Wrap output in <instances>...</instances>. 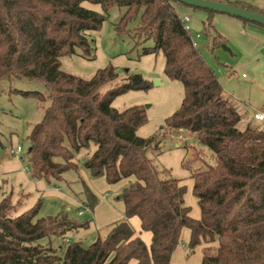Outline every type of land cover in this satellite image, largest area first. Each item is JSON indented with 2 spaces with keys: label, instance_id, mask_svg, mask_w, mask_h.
I'll use <instances>...</instances> for the list:
<instances>
[{
  "label": "trees",
  "instance_id": "1",
  "mask_svg": "<svg viewBox=\"0 0 264 264\" xmlns=\"http://www.w3.org/2000/svg\"><path fill=\"white\" fill-rule=\"evenodd\" d=\"M217 1L264 14V8L240 0ZM83 2L99 4L103 11L84 7ZM112 6L124 9L116 32H129L128 22L136 19L134 39L154 43L143 53H162L165 76L183 84L182 101L162 127L195 133L212 153L210 164L200 150H192L193 159L202 161L191 173L192 193L200 209L197 219L184 203L185 185L157 168L148 155V149L158 148L161 136L137 134L147 122L145 108L112 106L117 96L147 90L151 81L128 70L119 78L110 63L89 79L60 68L62 56L77 49L89 54V32L100 27ZM177 6L207 13L201 35L210 51L223 43L213 32L212 17L218 13L175 0H0V81H39L46 95L18 91L42 102L49 100L27 135L30 177L50 184L65 181L63 174L74 170L91 211L99 199L83 181L80 169L110 184L133 178L117 196L125 218L109 224L104 236L98 233L86 246L65 236L88 228L89 221H76L67 210L39 216L40 200L20 211L23 194L13 201V193H3L0 264H173L171 254L180 243L182 228L190 231L188 255L198 245L216 243L204 248L201 264H264V127L243 103L223 93L219 79L184 28ZM104 86L108 88L101 92ZM91 145L95 149L90 154L76 159ZM132 216L139 218L142 230L151 233L148 246L135 236L128 221ZM53 238L62 241L54 246Z\"/></svg>",
  "mask_w": 264,
  "mask_h": 264
},
{
  "label": "rangeland",
  "instance_id": "2",
  "mask_svg": "<svg viewBox=\"0 0 264 264\" xmlns=\"http://www.w3.org/2000/svg\"><path fill=\"white\" fill-rule=\"evenodd\" d=\"M254 2L264 6V0H254ZM82 4L97 12L103 11L99 4L89 2ZM123 11L124 9L118 6L110 7L100 27L89 32V54H83L77 49L75 54L62 56L60 68L67 73L89 79L97 69L110 63L115 67L119 78L124 76L128 70L140 73L145 79L151 81L147 90H129L117 96L113 100L112 106L117 110L136 104L145 108L147 122L137 130V134L141 137L155 133L161 136L158 148L148 149V155L152 157L157 168L165 169L167 175L183 181L186 186L184 203L189 206L192 214L194 212L198 214L197 199L192 191L187 189L192 171L200 167L202 161L193 159L192 150H200L202 159L210 164L213 162L212 153L206 146L198 142L195 133L187 130L170 132L162 127L164 119L178 108L182 101L183 84L165 76L163 72L165 58L162 53H143L144 48L151 47L154 43L152 39L138 41L134 39L132 28L137 22L136 19L128 22L129 32H116L115 25ZM190 13L195 16L197 10L191 9ZM190 35L197 41V48L220 81L223 75L239 61V69L231 71V77L239 81L244 79L241 78L242 71L249 74L250 65L246 61L247 58L240 57L231 39L230 42H224L231 52L223 49L221 45L211 52L204 45L207 41L204 35L196 37L194 28H190ZM248 77L251 79L250 75ZM229 78L230 76L226 79ZM107 88L108 86L102 87L101 92ZM18 90L47 94L44 84L39 81L27 79H3L0 81V195L13 193L12 199L15 201L19 198V193L23 194L20 211L29 209L40 199L39 216L46 214L50 208H52V214L68 208L67 211L71 218L79 222L87 220L89 227L79 229L78 234L68 233L65 238L80 240L86 246L93 241L96 232L101 236L107 233L109 225L106 220L123 212V202L117 196L120 189L127 183L123 186L119 181L110 184L100 178L103 188L98 192L100 197L102 194L104 195L103 201L100 198L92 212L87 205L83 204L84 196L80 192L81 183L74 170L65 172L63 174L65 181L61 182L49 184L45 180L40 182L31 180L29 172L24 170L25 167L28 168L29 142L27 135L32 125L42 118L44 108L49 104V100L46 98L42 102L35 96L23 95ZM229 94L233 95H229L230 98L236 97L235 92ZM261 124L264 127V123ZM179 134L183 136L182 139L178 137ZM18 145L22 147V151L17 156H9V149H14ZM82 151L83 149L80 152ZM79 154L76 159H81ZM186 161L187 165L184 166L183 162ZM81 170L85 172L84 169H80V173ZM101 201L102 204H100ZM61 241L60 238L52 239L54 246H57ZM204 245L205 247L214 246L216 243ZM185 255H190L187 254V248Z\"/></svg>",
  "mask_w": 264,
  "mask_h": 264
},
{
  "label": "crops",
  "instance_id": "3",
  "mask_svg": "<svg viewBox=\"0 0 264 264\" xmlns=\"http://www.w3.org/2000/svg\"><path fill=\"white\" fill-rule=\"evenodd\" d=\"M240 1L249 3L259 8H264V6H262L261 4H256L254 0H240ZM177 10L182 15V17L183 16L189 17L190 27L194 28L196 34L199 33L201 35V29L203 27V23L208 16L207 13L202 10H197L196 15L194 16L193 14L190 13L191 10L190 8L181 7V6L179 7L177 6ZM212 23L214 27L213 32L221 36L223 43L225 41L230 42L231 39L233 46L236 49V51H238V53L240 54V57L244 59L247 58L246 61L250 65V70L248 69L249 74H247L244 71L241 72V78H244L245 80L240 79L239 81H236L234 78L231 77L232 75L231 71L234 70L237 71L239 69V65H238V63L240 62L239 61L238 63L234 64L228 70V72L223 75L221 81L220 80L219 81L223 86L224 89L223 93H225L226 95H232L229 93L235 92L237 98L235 97L234 99L243 103L248 108L249 113L252 116V112L256 109H259L264 100V27L255 25L253 23H247L241 21L240 19L225 14H214V16L212 17ZM249 75L251 79H248ZM229 76L230 78L226 79ZM94 149H95L94 145H91L89 149H83V151L80 152L79 154L80 158L82 159L86 155L90 154ZM80 176L82 177L83 181H85V183L88 185V187L91 189V191L98 197V199L101 198V200L103 201L102 197L104 195L102 194V196L100 197L98 192L101 188H103V184L101 183L100 180V178L103 177L90 178L87 175L86 171L84 172L82 170ZM30 179L33 181L35 180L36 182H40L42 180V179H32L31 177ZM132 179H133L132 177L125 178L120 180L119 182H121L123 186L129 180ZM179 183L181 185H185L183 181H179ZM188 185L189 186L187 190L192 191V186H193L192 178L189 179ZM107 187H109V185H107ZM184 199H185V195H184ZM83 200H84V202L82 201L83 204L87 205L85 198H83ZM102 201L100 202V204H102ZM122 211H123L122 213H117V215H115L114 218H109L108 220H106L108 221L107 224L109 225L114 221L124 219L125 218L124 205L122 206ZM189 215L195 219L199 218L200 217L199 206H198V214L196 212L192 214L190 211ZM128 221L134 229L135 236H139L143 240V242L148 246L151 241V233L149 231H145L141 229L139 218L137 216H132L128 219ZM75 233L78 234L79 230H77ZM97 234L98 232H96V236ZM96 236H94V238ZM189 236H190L189 229L182 228L180 235V243L178 246H176V248L173 250L171 254V262L173 264H201L205 245L204 244L198 245L197 247H195L193 253H191L189 256L185 255L186 254L185 246L189 240Z\"/></svg>",
  "mask_w": 264,
  "mask_h": 264
},
{
  "label": "water",
  "instance_id": "4",
  "mask_svg": "<svg viewBox=\"0 0 264 264\" xmlns=\"http://www.w3.org/2000/svg\"><path fill=\"white\" fill-rule=\"evenodd\" d=\"M189 7H195L204 10L214 11L218 14H225L231 17L240 18L264 26V14L255 12L246 8L235 6L225 1L217 0H175ZM221 47L226 51L231 52L229 47L224 43ZM157 83V81H155ZM52 213V208L47 211V214Z\"/></svg>",
  "mask_w": 264,
  "mask_h": 264
},
{
  "label": "built area",
  "instance_id": "5",
  "mask_svg": "<svg viewBox=\"0 0 264 264\" xmlns=\"http://www.w3.org/2000/svg\"><path fill=\"white\" fill-rule=\"evenodd\" d=\"M183 23H184V28L188 31H190V24H189V17L188 16H183L182 17ZM200 34L197 33L196 37H199ZM193 45L194 46H198V43L195 39H193ZM252 116L255 120L260 121V122H264V100L260 106L259 109H256L252 112ZM180 139L183 138V136L181 134H179L178 136ZM22 151V147L20 145L16 146V148H11L8 151V155L9 156H17L20 152ZM24 170L29 172V167H25ZM80 213H82V210H80ZM64 241L66 240L65 238L63 239Z\"/></svg>",
  "mask_w": 264,
  "mask_h": 264
}]
</instances>
